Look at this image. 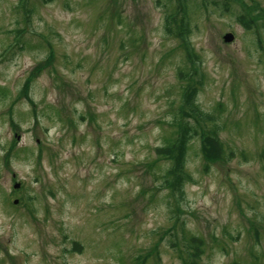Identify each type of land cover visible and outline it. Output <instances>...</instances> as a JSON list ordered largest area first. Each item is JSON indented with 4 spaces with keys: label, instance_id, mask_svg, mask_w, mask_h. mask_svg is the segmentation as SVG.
Returning <instances> with one entry per match:
<instances>
[{
    "label": "rangeland",
    "instance_id": "rangeland-1",
    "mask_svg": "<svg viewBox=\"0 0 264 264\" xmlns=\"http://www.w3.org/2000/svg\"><path fill=\"white\" fill-rule=\"evenodd\" d=\"M187 2L0 0V264H264V0ZM188 86L226 156L170 190Z\"/></svg>",
    "mask_w": 264,
    "mask_h": 264
},
{
    "label": "trees",
    "instance_id": "trees-1",
    "mask_svg": "<svg viewBox=\"0 0 264 264\" xmlns=\"http://www.w3.org/2000/svg\"><path fill=\"white\" fill-rule=\"evenodd\" d=\"M185 2L184 9H186L188 6L187 4H189L187 0H185ZM171 19V14L166 15V31L169 34L174 33V31H177L178 29L175 20L172 19V21H170ZM239 20L248 28H253L255 26V22H253L247 14L245 15L241 13ZM185 23L186 27L190 25L188 18H186ZM181 28V31H183V23ZM177 73L180 78H185V70L179 69ZM189 76L192 78L191 73ZM190 78L188 80H190ZM199 82V84H202V79L199 80ZM188 88L189 90L184 95V108H182V114H175V117L172 120V124L175 127V134L172 137H167L163 142L164 144L156 147V153L162 156L165 160L171 162V165L161 174L162 185L170 190H182L184 186L183 184L189 178L190 174L186 172L185 167L188 150L193 143L192 140L200 138L202 141L201 151L207 162L220 161L226 156L223 151L222 143L218 138V131L215 128L212 130H206L205 128L204 123L208 122V120L215 123V115L208 111L205 112L204 109H201L198 105L196 98L198 88L189 86ZM193 249L195 250L193 251V255L195 257L198 256L201 252V247L194 245Z\"/></svg>",
    "mask_w": 264,
    "mask_h": 264
},
{
    "label": "water",
    "instance_id": "water-1",
    "mask_svg": "<svg viewBox=\"0 0 264 264\" xmlns=\"http://www.w3.org/2000/svg\"><path fill=\"white\" fill-rule=\"evenodd\" d=\"M233 40H234V34L232 32H227L224 36V41L231 42ZM19 186H20V183L17 182V184H15V188ZM15 203H17V201H15Z\"/></svg>",
    "mask_w": 264,
    "mask_h": 264
}]
</instances>
